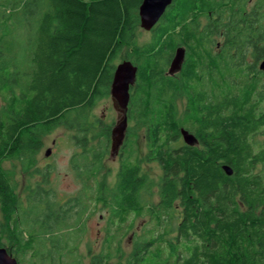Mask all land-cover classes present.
Masks as SVG:
<instances>
[{"label": "trees", "instance_id": "1", "mask_svg": "<svg viewBox=\"0 0 264 264\" xmlns=\"http://www.w3.org/2000/svg\"><path fill=\"white\" fill-rule=\"evenodd\" d=\"M142 1L0 0V18H5L0 19L5 31L0 37V94L6 102L0 113V163L25 156L30 168L46 134L65 124L79 132L92 128V109L111 93L116 61L125 50L127 59L142 68V94L132 95L128 106V118L136 124L128 129L126 146L133 144V132L144 129L147 159L159 162L164 175L158 206L149 196L154 182L130 155L115 186L100 190L98 198L111 206L110 225L117 230L132 211L153 220L151 228L135 235L125 263L117 264H264V143L255 140L264 127V111L258 113L254 101L264 97L259 84L263 72L256 67L264 57V25L258 28L259 17L252 14L249 22L243 13L233 15L245 26L231 25L233 17L217 26L223 42L215 56L212 25L200 30L198 18L229 0L217 5L216 0H173L151 40L140 46L136 29ZM218 14L225 20L226 13ZM16 25L29 35L25 65L20 61L23 49L14 47ZM180 45L188 51L182 81L160 78L149 69ZM250 55L254 61L248 71L242 63ZM178 95L188 99L183 116ZM181 128L198 143H181ZM106 131L108 142L110 129ZM78 140L87 143L86 137ZM224 164L233 168L232 175ZM9 174L0 166V202L7 208L5 227L11 229L9 243L0 241V246L21 258L53 235L60 241L55 253L36 248L38 262L32 264H83L78 237L86 227L87 206L64 210L29 201L31 206L23 209ZM122 244L113 247L106 240L105 248L92 254L91 264L124 257Z\"/></svg>", "mask_w": 264, "mask_h": 264}, {"label": "rangeland", "instance_id": "2", "mask_svg": "<svg viewBox=\"0 0 264 264\" xmlns=\"http://www.w3.org/2000/svg\"><path fill=\"white\" fill-rule=\"evenodd\" d=\"M257 1L259 0H246L247 5L250 7L249 11L255 7ZM228 3V1L225 2V5ZM225 13L229 14L227 11ZM0 19L4 21L5 18ZM225 20H227V17ZM225 20H223V23ZM9 23L12 26L13 22L11 19H9ZM14 29L16 32L15 41H13L14 47L17 51H20L21 48L23 49V53H20V61L25 65L26 59L24 55L29 39L28 31L25 27L18 25ZM219 31L221 32L222 30ZM136 35L137 44L141 46L151 40L152 33L142 28L139 22ZM1 36H5V31L4 28L0 27ZM6 38L8 39V36ZM222 42L223 38L218 35L215 44H213L214 50H220ZM215 46L217 49H215ZM125 59H127V54L124 50L116 61V66ZM253 61L254 59L250 55L247 61L242 64L248 63L250 65ZM243 67L247 66L244 65ZM260 79L259 84L264 88V76ZM262 96L254 98L258 113L264 111V97ZM187 103L184 98H178L177 105L180 116L185 115ZM4 106H6V102L0 94V113ZM90 117L95 122L92 128L90 127L84 132H79L76 127L68 128L65 124L43 136V147L34 154V162L30 168H26L27 163L25 167L23 161L14 159L3 161L1 168L10 173L11 183L16 185L17 189V203L23 209L31 206L29 201H42L45 205L43 204L41 207H49L46 204L49 202L53 209L63 208L64 210L87 206L86 227L80 236L78 234L80 242L78 251L83 264H91L92 254L101 252L105 241L110 239L113 242V247L118 245V241H122V247L125 250V256L122 258L115 257L112 260V264H117L119 261L125 263L126 258L132 252L135 235L138 237L143 234L147 227L151 228L153 220L146 213L138 214L137 211H132L128 216V222L125 227L120 231L117 230L115 225H110L113 213L111 206H108L103 200L98 198L100 190L104 191L106 190L105 187L113 188L115 186L121 164L130 155V161L134 163L140 161L141 174L146 175L154 182L155 185L149 196L152 204L158 206L160 202L158 185L163 178L164 171L159 162L148 161L147 159L149 148L144 129L135 131L136 133L133 132V144L127 147L125 142V146L122 147L118 156L111 155V131L118 119V112L113 106L111 93L97 101ZM135 124V121L129 119L128 129L130 130ZM106 129H110L108 142L104 135L107 132ZM81 136L86 137V145H82L78 140ZM255 137L258 143L261 145L264 143V127ZM180 142L182 143L183 139ZM49 149L52 151L47 155L46 152ZM6 210L7 208L0 202V241L9 243L8 239L11 229L5 227V224L8 223ZM11 225H13L12 222ZM128 225H131V229H129ZM29 229L32 232L33 228L31 226ZM57 239L53 235L47 236L43 241L44 244L29 248L25 255H20L21 258H18L15 251L11 253L19 260L20 264H32L33 262H38V257L35 255L36 248H41L43 251L50 250V253L54 254L55 249H57L55 247L56 243L58 247L60 245V241ZM104 251L108 252L109 249ZM40 264L62 263L55 260L54 263L44 261L43 263L40 262Z\"/></svg>", "mask_w": 264, "mask_h": 264}, {"label": "water", "instance_id": "3", "mask_svg": "<svg viewBox=\"0 0 264 264\" xmlns=\"http://www.w3.org/2000/svg\"><path fill=\"white\" fill-rule=\"evenodd\" d=\"M173 0H143L139 7L140 23L145 30H151L161 19ZM184 48H178L172 63L171 72L181 68L184 60ZM264 70V61L260 64ZM137 67L130 60L118 63L113 74L111 84V97L113 105L118 112V119L111 132V155L116 156L123 145L128 130L127 109L130 100V87L135 82ZM183 140L188 145L198 143L197 137L189 130L182 128ZM51 150L47 152V155ZM223 169L228 175L233 174V168L227 164ZM0 264H20L19 260L8 251L5 246H0Z\"/></svg>", "mask_w": 264, "mask_h": 264}, {"label": "flooded vegetation", "instance_id": "4", "mask_svg": "<svg viewBox=\"0 0 264 264\" xmlns=\"http://www.w3.org/2000/svg\"><path fill=\"white\" fill-rule=\"evenodd\" d=\"M218 1L219 0H216L215 1L216 2V5L218 4L217 3ZM225 2L226 1H224L221 6L218 5L216 8L208 10V14L203 15V16H200L198 18V20H199V29L200 30L207 29V27L210 24L212 25V33H213V38L212 39H213L214 44H215V42L217 40V37H218V34H219V31L217 29V26H219V25H222L223 26L224 23H225V21H226L225 20L224 23H223V21H222L223 17H220V15L218 14L219 11H220V13H225L226 11L229 13V14H226L224 16V19L226 17L228 19L227 24L230 23V22H232L234 20L236 22L233 23V24H231V25H234V26H237V27H240L241 25L245 26V22H243L244 20L241 21V20H239L237 18H234V16H233V15H239L240 16V14L243 13L247 17L246 21H248V22H249V19H250L249 18L250 14H252V17H259V19H258L259 20V23L257 24V27L258 28L261 27L262 25H264V0L257 1V3L255 4V7L252 8L250 11H249V8L250 7L247 5L246 0H229V3L227 5H225ZM224 9H227V10H225V12H222ZM232 17H233V20H232ZM156 25L151 30H147V31H150L151 33H153ZM151 38H152V36H151ZM262 44H264V41H262ZM221 46H222V43H221L220 47ZM210 47H211L212 53L216 56L219 53V50L216 48V46H215V49H217V50H214L213 43L210 45ZM218 47H219V44H218ZM178 48H184V50H185L184 60L182 62V65H181V68L180 69L176 70L175 72H171L172 63H173L174 58H175V56L177 54ZM165 51H166V48H165ZM153 52H155V51H151V53H153ZM187 52H188L187 51V47L184 46V45H180V46L176 47V49H174L173 51H171V54L169 56L167 55V58H166V53H164L163 57H161V60L159 61V64L158 63H157V65L150 64L151 67H149L150 65H148V67H149V69H152V71L154 70L153 73L159 75L158 77H160V78H165L166 79V77H169V78H172V79L177 80V81H182L183 80V77H184L183 72H184V69H185ZM135 57L136 58L138 57V54L137 53L135 54ZM247 58H248V56L244 59L243 62L247 61ZM258 61H257L256 67L261 72H263V74H260L259 76H264V70L260 69V64L264 61V57L263 58H260ZM131 62L137 67V74H136L135 82L130 87V100H131L132 95L133 96L134 95L138 96V95H141L142 94V89H141L142 86H141V79H140V75H141L142 68L139 65V63L137 62V60H136L135 63L133 61H131ZM243 65L247 66L246 68L249 71V68L250 67H249L248 63H244ZM156 81L157 82L154 84V86H152V89H153V93L154 94L157 91V89L159 87V82L161 80H158L157 79ZM178 96H180V95H178ZM180 97L181 98H184L186 101L188 100L185 95L180 96ZM130 100H129V103H130ZM128 106H129V104H128ZM127 111H128V109H127ZM74 127H76V126H74ZM68 128H73V126L68 127ZM127 132H128V130H127ZM181 136H182V134H181ZM126 137H127V133H126ZM181 139H183V136H182ZM125 140H126V138H125ZM255 140L258 141L256 138H255ZM54 143H55V140H54ZM123 145L121 146V148L119 150V153L116 156H118L120 154V151H121ZM42 147H43V145L41 146V148ZM41 148H40V150H41ZM49 150H51V149H49ZM14 160H21V161H23L24 166L26 167L27 161L25 159V156H23V158L14 159ZM4 161H6V160H4ZM1 163H0V166H1ZM16 193H17V189H16Z\"/></svg>", "mask_w": 264, "mask_h": 264}]
</instances>
